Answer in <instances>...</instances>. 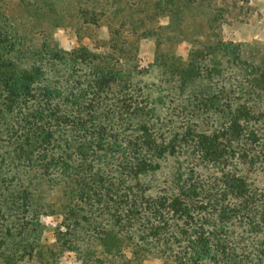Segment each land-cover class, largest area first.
I'll use <instances>...</instances> for the list:
<instances>
[{
  "label": "trees",
  "instance_id": "obj_1",
  "mask_svg": "<svg viewBox=\"0 0 264 264\" xmlns=\"http://www.w3.org/2000/svg\"><path fill=\"white\" fill-rule=\"evenodd\" d=\"M15 45L0 38L2 245L28 241L16 239L44 185L61 188L75 230L98 213L91 237L124 263L129 249L165 264H264V69L238 45L191 51L159 83L114 38L102 52L42 45L30 62Z\"/></svg>",
  "mask_w": 264,
  "mask_h": 264
},
{
  "label": "rangeland",
  "instance_id": "obj_2",
  "mask_svg": "<svg viewBox=\"0 0 264 264\" xmlns=\"http://www.w3.org/2000/svg\"><path fill=\"white\" fill-rule=\"evenodd\" d=\"M0 38H12L27 62L39 59L42 45L102 52L114 38L123 47L118 53L134 58L146 83H159L179 57L185 62L191 51L218 41L238 45L242 60L264 69V0H0ZM68 203L60 187L37 186L31 197L37 217L16 239L27 244L0 243V264L9 251L15 264H165L153 253L133 258L126 249L127 263L106 254L88 226L100 221L99 214L75 230L64 219Z\"/></svg>",
  "mask_w": 264,
  "mask_h": 264
}]
</instances>
